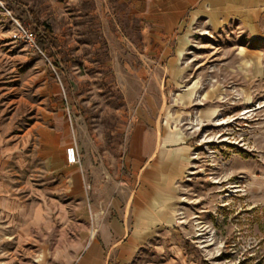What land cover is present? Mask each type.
<instances>
[{
	"label": "rangeland",
	"instance_id": "rangeland-1",
	"mask_svg": "<svg viewBox=\"0 0 264 264\" xmlns=\"http://www.w3.org/2000/svg\"><path fill=\"white\" fill-rule=\"evenodd\" d=\"M0 1L2 191L58 194L76 221L59 147L76 143L85 193L119 191L136 172L134 131L157 129L188 159L180 251L147 246L128 264H264V21L253 33L237 20L213 28L196 4L176 12L175 0ZM12 18L39 50L10 38ZM41 23L52 33L44 48ZM33 258L19 252L16 264L42 263Z\"/></svg>",
	"mask_w": 264,
	"mask_h": 264
},
{
	"label": "crops",
	"instance_id": "crops-1",
	"mask_svg": "<svg viewBox=\"0 0 264 264\" xmlns=\"http://www.w3.org/2000/svg\"><path fill=\"white\" fill-rule=\"evenodd\" d=\"M175 4L176 12L196 4L195 13L205 16L213 28L237 20L253 33L257 23L264 21V0H175ZM158 132L134 131L129 164L136 172L132 186L122 180L119 191L105 183L85 193L81 174L61 155L65 143L59 147L53 158L62 196L67 192L65 171L72 173L68 191L76 221L68 219L71 212L60 202V195L35 199L33 191H26L23 199L19 191H2L0 183V264H16L19 252L26 258L36 255L41 264L51 259L53 264H128L147 246L160 248L163 243H173L170 251L179 252L175 246L181 226L176 216L177 184L188 159L186 152L169 149L168 140L160 143ZM74 224L75 235L67 240V229Z\"/></svg>",
	"mask_w": 264,
	"mask_h": 264
},
{
	"label": "built area",
	"instance_id": "built-area-1",
	"mask_svg": "<svg viewBox=\"0 0 264 264\" xmlns=\"http://www.w3.org/2000/svg\"><path fill=\"white\" fill-rule=\"evenodd\" d=\"M0 8L3 9L9 15V13L3 7L1 1H0ZM12 23H13V29L10 33V38L14 42H18L32 49L39 50L37 43H36L35 34L31 30H29L27 27L23 26L22 24H20L17 20L13 18H12ZM64 159H65L66 164L68 165L78 164L79 151H78V147L75 142H71L69 145L65 147Z\"/></svg>",
	"mask_w": 264,
	"mask_h": 264
},
{
	"label": "trees",
	"instance_id": "trees-1",
	"mask_svg": "<svg viewBox=\"0 0 264 264\" xmlns=\"http://www.w3.org/2000/svg\"><path fill=\"white\" fill-rule=\"evenodd\" d=\"M40 27L42 29V35H41V37H39L40 39H39L38 43L40 44L41 47L44 48L45 44H47L48 42L50 43L51 38H52V33H51L48 25L41 23Z\"/></svg>",
	"mask_w": 264,
	"mask_h": 264
}]
</instances>
